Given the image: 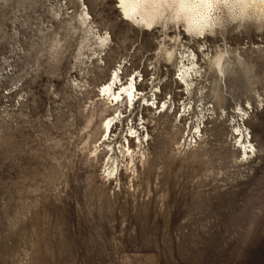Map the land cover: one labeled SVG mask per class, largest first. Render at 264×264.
I'll return each mask as SVG.
<instances>
[{"label":"rangeland","instance_id":"obj_1","mask_svg":"<svg viewBox=\"0 0 264 264\" xmlns=\"http://www.w3.org/2000/svg\"><path fill=\"white\" fill-rule=\"evenodd\" d=\"M122 18L0 0V264H264V32ZM114 69L131 107L102 99Z\"/></svg>","mask_w":264,"mask_h":264},{"label":"bare ground","instance_id":"obj_2","mask_svg":"<svg viewBox=\"0 0 264 264\" xmlns=\"http://www.w3.org/2000/svg\"><path fill=\"white\" fill-rule=\"evenodd\" d=\"M115 2V8L120 11L126 19H123L124 21L131 22L130 24L134 26H142V27H156L159 24L166 25L168 22L164 19L165 13L170 7L168 0H113ZM208 0H200V3H207ZM227 2V0H226ZM252 7L254 10L260 14H264V0H250ZM230 11H235L234 9H231ZM212 9L211 8H203V9H189L187 11V14L185 15V26L183 27L184 30L188 31V33H204L207 31V25L204 23L207 18L211 15ZM179 16V12L177 13ZM81 17V23L85 27H89L90 35H92L91 38H97L101 42L106 40V37H104L101 33L97 32L91 27L93 26L90 16L88 12H84L83 14H80ZM180 21L177 19L175 24L179 25ZM204 23V27H201V24ZM185 32V31H184ZM195 34V35H196ZM205 34V33H204ZM194 35V34H193ZM201 36V34H200ZM203 36V35H202ZM190 54L187 55L185 60L189 61L188 63L182 62V65L180 66V80L188 87L193 83L194 77L193 74H197L199 72L198 69V62L194 60L195 54L193 53L191 57ZM183 58V56H182ZM222 55L218 56L215 60V64L220 71V73H223V65L221 63ZM183 60V61H185ZM115 73L113 75L110 74V77L107 82L102 84V99L104 100L105 105L111 106L115 105V103H119L120 100H126L128 107L129 105L132 106L135 97L139 96L140 89L136 86V79L137 76L132 77L131 79H127L126 82H123L120 84L119 87H114L113 85L117 82L119 79V75L116 69H114ZM120 81V80H119ZM117 86V85H116ZM150 99H147L146 101H149ZM166 101H164V104ZM158 108V107H157ZM114 117H109L108 121L104 125V131H108L110 128V124L113 122ZM239 127V126H238ZM132 129L131 131L136 133V139L138 140L139 145L143 144L142 136L140 132H138L139 128ZM201 132V131H200ZM238 135H243L242 130H239ZM127 136V135H126ZM148 136V133H147ZM251 145L250 141L242 140L241 146L244 147L245 145ZM240 146V147H241ZM126 148V151L131 150L130 143H128V146L123 144V149ZM134 150V149H133ZM245 153H249V151L245 150Z\"/></svg>","mask_w":264,"mask_h":264},{"label":"clouds","instance_id":"obj_3","mask_svg":"<svg viewBox=\"0 0 264 264\" xmlns=\"http://www.w3.org/2000/svg\"><path fill=\"white\" fill-rule=\"evenodd\" d=\"M170 7L165 13L164 19L170 26H174L177 19L181 28L185 26V15L189 9L211 8L212 13L204 22L207 25L205 34H214L220 31L227 32L235 28L243 30L264 32V14L254 10L250 0H208L200 3V0H168ZM234 9L235 11H230ZM179 12V16L177 13ZM204 23L201 27H204Z\"/></svg>","mask_w":264,"mask_h":264}]
</instances>
